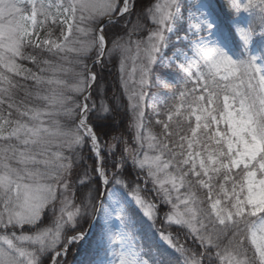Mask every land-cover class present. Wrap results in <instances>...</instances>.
<instances>
[{
    "label": "snow or ice",
    "instance_id": "obj_1",
    "mask_svg": "<svg viewBox=\"0 0 264 264\" xmlns=\"http://www.w3.org/2000/svg\"><path fill=\"white\" fill-rule=\"evenodd\" d=\"M97 202L80 264H264V0H0V264H69Z\"/></svg>",
    "mask_w": 264,
    "mask_h": 264
},
{
    "label": "trees",
    "instance_id": "obj_2",
    "mask_svg": "<svg viewBox=\"0 0 264 264\" xmlns=\"http://www.w3.org/2000/svg\"><path fill=\"white\" fill-rule=\"evenodd\" d=\"M247 2V0H245ZM137 7L141 6H148L151 3H154L155 0H135ZM208 2L211 4L213 8L219 9L221 5L228 7L230 4L227 2V0H208ZM254 2H258V0H254ZM133 21H135V16L131 18ZM121 26H123V22H121ZM131 27V25H129ZM119 29H114V31H118ZM31 67V65H28ZM100 73V94L103 100H97V103L103 102L106 106L108 105L109 100H112L113 97H115V100L113 101L117 111L112 114V119L108 122H106L103 129L98 130V135H100L102 138L107 139L109 142L111 141V137L113 136H123L125 140H128L132 135H134V130L129 127V117L124 115V107L121 103L120 96L122 93V88L120 86V80H119V63L118 60L115 64L109 63L105 68L100 69L97 67L96 69ZM18 99L20 97H17ZM95 99V96H94ZM153 118L152 124L149 126L153 133H159L160 126L157 125ZM88 152L87 149H85V157H87ZM86 165L89 167V170L91 169V166L93 164V160L86 159L85 160ZM111 161L108 162V166L110 168ZM136 170L132 169L130 166L128 168V171L125 172V178H129L135 176ZM91 174V173H90ZM93 179L95 177L93 176ZM93 188H95V185H93ZM101 190V188H100ZM92 195H95V192H92ZM57 207H59V203H57ZM167 211V207L165 206L162 211L159 213V219L156 221V225H164L162 222V218L164 216V212ZM49 215H51L49 213ZM92 215H89L87 218L80 221V229L84 232L86 231ZM47 226V223L45 224ZM166 228L168 229L167 232H173V235L175 236V232L173 228H170L166 225ZM155 230V229H154ZM186 231V229H185ZM99 233V224L98 222H95L94 228L92 229L89 236H87V240L83 243L78 244L75 247L70 246V251L66 257L69 264H80L82 260H85L86 258L92 256L93 252L95 251V240ZM179 241L181 243L188 244L191 247H198V245H193L191 237H189L187 240H185L183 232L178 237ZM226 243V242H225Z\"/></svg>",
    "mask_w": 264,
    "mask_h": 264
},
{
    "label": "rangeland",
    "instance_id": "obj_3",
    "mask_svg": "<svg viewBox=\"0 0 264 264\" xmlns=\"http://www.w3.org/2000/svg\"><path fill=\"white\" fill-rule=\"evenodd\" d=\"M227 2L229 3V4H231V0H227ZM243 2H245L246 3V1L245 0H243ZM245 15H247V14H245ZM148 23L150 24L151 23V21L149 20L148 21ZM255 39V38H254ZM173 40H175V37H173ZM168 55H171V52L169 51L168 53H167ZM118 72H119V75H120V71L118 70ZM153 91L154 92H156L157 94H159V95H161V99H163L164 97H163V93H165V92H168L169 90L166 88V87H164V81H161L160 82V87L158 88V89H153ZM149 105H151V102H149ZM146 112H150V107H149V109H146ZM155 119V118H154ZM155 121V120H154ZM62 123H64L65 121L64 120H62L61 121ZM134 130V129H133ZM151 131H152V129H151ZM153 132V131H152ZM111 142V141H110ZM102 186H101V191H102ZM102 216V212H101V210H100V206H99V202H97V205H96V221L98 222V224H99V233H100V231H101V225H102V223H103V221L102 220H100L99 219V217H101ZM27 227V226H26ZM155 229H163L165 232H167V228H166V224H164V225H156L155 224ZM99 233H98V235H99ZM98 235H97V237H98ZM97 237H96V239H97ZM96 241V240H95ZM72 264H74V263H72Z\"/></svg>",
    "mask_w": 264,
    "mask_h": 264
},
{
    "label": "water",
    "instance_id": "obj_4",
    "mask_svg": "<svg viewBox=\"0 0 264 264\" xmlns=\"http://www.w3.org/2000/svg\"><path fill=\"white\" fill-rule=\"evenodd\" d=\"M90 229V228H89ZM89 229L87 230V233L89 232Z\"/></svg>",
    "mask_w": 264,
    "mask_h": 264
}]
</instances>
